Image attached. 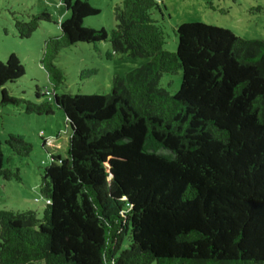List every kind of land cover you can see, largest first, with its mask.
<instances>
[{
  "label": "trees",
  "instance_id": "obj_1",
  "mask_svg": "<svg viewBox=\"0 0 264 264\" xmlns=\"http://www.w3.org/2000/svg\"><path fill=\"white\" fill-rule=\"evenodd\" d=\"M60 2L68 17L39 61L48 99L8 93L24 69L12 53L0 62V108L49 115L54 106L68 127L65 156H50L41 175L40 217L0 210V264H264V41L184 22L169 52L154 0L114 5L108 34L82 25L97 8ZM48 21L44 10L14 26L28 38ZM80 42L148 60L114 74L108 93L57 94L64 74L54 61ZM178 72L170 94L161 78ZM3 143L20 157L31 151L17 135ZM151 143L170 156L147 151ZM1 144L0 177L18 180Z\"/></svg>",
  "mask_w": 264,
  "mask_h": 264
},
{
  "label": "rangeland",
  "instance_id": "obj_2",
  "mask_svg": "<svg viewBox=\"0 0 264 264\" xmlns=\"http://www.w3.org/2000/svg\"><path fill=\"white\" fill-rule=\"evenodd\" d=\"M97 8L99 13L83 20V26L103 29L107 34L114 28L113 6L121 0H80ZM158 9L153 17L164 33L163 49L173 52L176 47L174 29L184 22H203L229 30L242 39L264 41V0H154ZM46 11L50 21L40 22L28 37L20 38L15 20L27 21L31 15ZM68 17L60 0H0V62L8 54H14L24 69V75L14 83L4 86L13 96L32 102L46 101L52 86L40 65L44 42L59 35L58 24ZM147 58H130L114 54L109 42L77 43L62 49L54 63L64 74L57 94H105L110 90L114 74L126 72L145 63ZM180 82V72L163 75L162 86L174 94ZM39 94H47L35 98ZM17 135L31 144L27 156H17L3 143L8 135ZM68 127L63 114L52 107L49 115L27 114L23 105L0 108V141L3 168L17 170L19 179L0 177V210L34 211L40 217L44 199L39 193L43 169L51 161L50 156H65ZM146 150L170 156L167 150L147 144Z\"/></svg>",
  "mask_w": 264,
  "mask_h": 264
},
{
  "label": "built area",
  "instance_id": "obj_3",
  "mask_svg": "<svg viewBox=\"0 0 264 264\" xmlns=\"http://www.w3.org/2000/svg\"><path fill=\"white\" fill-rule=\"evenodd\" d=\"M47 202V201H46Z\"/></svg>",
  "mask_w": 264,
  "mask_h": 264
}]
</instances>
